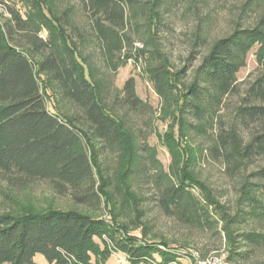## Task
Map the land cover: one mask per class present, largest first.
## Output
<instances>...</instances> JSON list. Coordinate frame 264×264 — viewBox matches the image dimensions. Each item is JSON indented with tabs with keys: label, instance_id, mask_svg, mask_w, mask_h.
Segmentation results:
<instances>
[{
	"label": "trees",
	"instance_id": "trees-1",
	"mask_svg": "<svg viewBox=\"0 0 264 264\" xmlns=\"http://www.w3.org/2000/svg\"><path fill=\"white\" fill-rule=\"evenodd\" d=\"M206 1L21 0L23 14L7 7L0 22V181L17 189L45 181L74 207L0 213V264H36V254L47 264H103L115 252L129 264H177L185 244L146 240L138 184L166 216L223 239L228 264L264 252V0L241 3L230 31L213 41ZM178 14L194 26L190 56L202 53L190 70L175 68L160 44ZM252 50L256 67L242 87L237 73ZM129 60L144 65L160 113L171 121L167 136H158L170 155L167 168L148 143L149 130L138 126L144 114L140 123L150 129L153 113L134 79L120 90L108 79ZM205 158L235 183L231 207L200 178ZM101 206L107 219L97 215ZM137 227L140 237L129 235Z\"/></svg>",
	"mask_w": 264,
	"mask_h": 264
},
{
	"label": "rangeland",
	"instance_id": "rangeland-1",
	"mask_svg": "<svg viewBox=\"0 0 264 264\" xmlns=\"http://www.w3.org/2000/svg\"><path fill=\"white\" fill-rule=\"evenodd\" d=\"M245 0H207V9L212 15V23L209 26V40L223 36L231 29L232 22L237 18V8ZM71 3H76L77 0H69ZM13 6L22 14L24 9L21 0H0V22L2 23L7 17V7ZM172 32L163 34L160 40L161 47L167 53L171 64L177 68H183L188 65L190 70L198 66L201 60L202 53L192 54L190 56V41L193 31L191 20L182 18L181 15L172 20ZM138 41L134 40V43ZM139 48V47H138ZM254 50L250 51L246 65L237 73V80L245 86V82L252 79V73L255 70L256 64L253 56ZM144 65H135L132 60H129L123 67L119 68L114 74H110L111 87L120 90L124 82L133 78L135 81V91L140 100L152 110V126L145 128L140 121L147 120L146 115H142L138 123L144 131L149 130L148 143L155 147L157 151V159L164 168L170 163V155L165 147L159 141L158 136L165 137L170 132V120L164 118L160 113V103L156 94L153 92L150 82L147 80L144 72ZM190 71H187L189 74ZM187 75V79H188ZM237 99H232L229 104H234ZM225 110V109H224ZM200 139L194 138L193 144L198 145ZM106 163L110 169L114 166V158L106 159ZM198 173L215 192L219 200L231 207L235 200V183L230 180L224 173L220 163L214 162L209 158L198 167ZM136 191L141 195V205L144 208V216L142 222L146 225L147 238L146 240L156 242L165 240L169 247L176 248L181 245H186L184 249L186 255H182L178 259L177 264H225V247L224 240L212 231L198 230L189 227L179 221L170 218L159 211L152 202L153 192L143 184L135 186ZM74 207L69 196H56L49 183L39 181L30 184L24 189L9 187L5 182L0 181V213H9L14 216H21L28 213H43L48 210H66ZM96 213L104 219H107V212L104 210ZM81 210V208H79ZM85 210V208L83 209ZM88 212V211H87ZM92 213V212H90ZM129 235L140 237V228L128 229ZM177 250V249H176ZM183 252V253H184ZM97 256H91V260L97 259ZM155 259L158 260L157 256ZM36 264H47L41 254H36L33 258ZM103 264H129L126 257L119 253H112ZM143 264V263H142ZM247 264H264V252Z\"/></svg>",
	"mask_w": 264,
	"mask_h": 264
},
{
	"label": "built area",
	"instance_id": "built-area-1",
	"mask_svg": "<svg viewBox=\"0 0 264 264\" xmlns=\"http://www.w3.org/2000/svg\"><path fill=\"white\" fill-rule=\"evenodd\" d=\"M225 264H228V263L225 261Z\"/></svg>",
	"mask_w": 264,
	"mask_h": 264
}]
</instances>
